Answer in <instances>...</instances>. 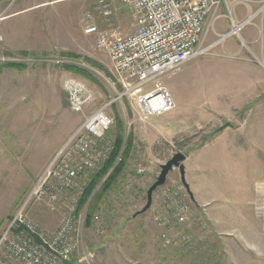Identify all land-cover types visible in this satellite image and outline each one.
<instances>
[{
    "label": "rangeland",
    "instance_id": "obj_1",
    "mask_svg": "<svg viewBox=\"0 0 264 264\" xmlns=\"http://www.w3.org/2000/svg\"><path fill=\"white\" fill-rule=\"evenodd\" d=\"M10 2L50 3L3 22L19 40L27 39L35 14L43 12L50 25L55 20L57 33L67 31L65 43H72L66 52L35 56L7 53L0 42V66L9 68L0 99V236L66 138L104 107L112 123L101 145L110 155L120 139V152L128 150L121 174L105 194L101 181L83 200L106 161L81 170L74 189L54 185L53 211L46 202L31 203L28 218L50 233L73 207L77 264H264V0H226L201 43L205 53L161 79L175 107L148 118L124 94L107 56L95 49L96 36L86 37L81 47L73 40L77 30L88 25L104 30L107 22L119 34H131L135 27L127 7L105 0L111 10L106 20L98 0H0V18ZM227 7L236 23L250 19L237 35L220 40L231 27ZM66 80L84 83L93 94L83 113L69 109ZM176 153L185 155L189 191L180 188L179 170L173 169L154 191L151 207L136 214L160 167ZM180 200L189 208L182 223L171 214ZM159 215H170L171 223L158 225Z\"/></svg>",
    "mask_w": 264,
    "mask_h": 264
},
{
    "label": "built area",
    "instance_id": "obj_2",
    "mask_svg": "<svg viewBox=\"0 0 264 264\" xmlns=\"http://www.w3.org/2000/svg\"><path fill=\"white\" fill-rule=\"evenodd\" d=\"M127 7L135 30L121 35L107 22L99 30L88 25L83 33L95 35V49L104 53L116 76L121 80L124 94L133 98L144 118L170 112L174 100L161 79L179 72L182 66L205 53L201 43L208 29L221 17L219 9L226 0H114ZM98 9L107 19L111 10L105 0H98ZM230 30L220 40L237 35L249 19L236 23L232 9L227 7ZM63 91L73 113H83L93 101V94L84 83L66 80ZM111 118L104 107L93 110L66 138L45 169L31 186L22 205L6 223L0 236V264H61L73 257L78 248L75 210L71 207L60 224L44 233L26 215L31 203H48L54 210L58 193L54 185L74 189L81 170H91L104 163L109 151L101 145L111 126ZM140 173L141 170H138ZM184 186L181 184L180 188ZM177 195V194H176ZM171 212L173 219L184 222L188 207L182 200ZM170 209V210H171ZM170 215L156 217L158 225L167 226Z\"/></svg>",
    "mask_w": 264,
    "mask_h": 264
},
{
    "label": "crops",
    "instance_id": "obj_3",
    "mask_svg": "<svg viewBox=\"0 0 264 264\" xmlns=\"http://www.w3.org/2000/svg\"><path fill=\"white\" fill-rule=\"evenodd\" d=\"M11 4V2L5 4L3 10L8 12L3 14V16L0 18V42L1 46L5 48L4 50L7 53H31L35 56H43L46 54H52L56 51H67V48L72 43L71 39H69V42L66 39L67 43H65L64 38H66L65 36L67 31L62 28L60 33H57V30H55L54 27L55 20H52V24L50 25V18H45V14L43 12L39 15L37 13L35 14V20L33 21L32 25H29V29L27 30V37H25L27 39L24 40H19L15 30L12 35L13 29L11 26L7 30V26L5 27L2 25L4 21H7L18 15L33 12L35 10L38 12L39 10L49 8V2H38L28 6L21 5V7ZM92 36L95 35H85L83 31L81 32L77 30V33L73 34V40L76 45H78L77 47H81L80 45H84L88 41L89 38L87 39L86 37ZM8 71L9 68L0 66V99L3 98L4 92L7 91Z\"/></svg>",
    "mask_w": 264,
    "mask_h": 264
},
{
    "label": "trees",
    "instance_id": "obj_4",
    "mask_svg": "<svg viewBox=\"0 0 264 264\" xmlns=\"http://www.w3.org/2000/svg\"><path fill=\"white\" fill-rule=\"evenodd\" d=\"M6 66H16L15 63H9ZM122 146L121 140L117 139L115 142V146L109 155V158L106 160V162L103 164V166L93 175L87 185L85 187V192L83 194L82 199L86 200L87 197L91 194L93 191V188L102 181L101 185V193L102 195L105 194L113 185V183L116 181L119 174H121V171L124 167V159L127 157L128 150L125 148L123 151L120 152ZM121 153V154H120ZM119 157V162L113 166V163L117 160ZM111 170V171H110ZM88 221L90 216L87 217Z\"/></svg>",
    "mask_w": 264,
    "mask_h": 264
},
{
    "label": "water",
    "instance_id": "obj_5",
    "mask_svg": "<svg viewBox=\"0 0 264 264\" xmlns=\"http://www.w3.org/2000/svg\"><path fill=\"white\" fill-rule=\"evenodd\" d=\"M229 126L228 124L225 125L224 127H220V130L224 129L225 127ZM185 161V155L182 153H176L174 154L164 165L160 167V172L158 177L156 178L155 182L149 187V189L146 192V204L145 206L138 211L136 214H142L146 212L152 204V195L154 191L164 185L166 181V177L170 171L173 169H178L179 174H180V181L181 184L184 186V188L189 191V187L185 181V169L183 162ZM191 199L192 196L190 195ZM61 264H72L67 258H62V263Z\"/></svg>",
    "mask_w": 264,
    "mask_h": 264
}]
</instances>
